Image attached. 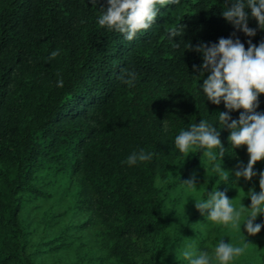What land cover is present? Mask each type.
Segmentation results:
<instances>
[{
    "label": "trees",
    "instance_id": "16d2710c",
    "mask_svg": "<svg viewBox=\"0 0 264 264\" xmlns=\"http://www.w3.org/2000/svg\"><path fill=\"white\" fill-rule=\"evenodd\" d=\"M231 2L179 0L128 41L98 24L107 0H0V264H41L63 253H73L68 264H172L171 192L189 188L184 183L207 160L213 177L204 200L216 190L232 198L231 185L216 186L215 169L235 175L248 153L228 142L219 114L231 123L243 110L207 100L202 85L210 73L201 72L203 55L195 51L221 38L238 39L245 50L249 41L264 42L250 10L252 37L223 18ZM173 29L180 35L170 39ZM53 51L59 54L50 59ZM129 72L131 87L123 83ZM256 111L264 114V95ZM201 120L219 131L223 158L218 148L211 161L203 149L182 154L175 147L180 132ZM141 150L152 159L129 166L127 158ZM48 178L73 190L72 209L84 220L72 228L92 242L83 255L68 227L45 250L26 230L23 213L47 199ZM255 224L264 225V214Z\"/></svg>",
    "mask_w": 264,
    "mask_h": 264
},
{
    "label": "clouds",
    "instance_id": "9594fccd",
    "mask_svg": "<svg viewBox=\"0 0 264 264\" xmlns=\"http://www.w3.org/2000/svg\"><path fill=\"white\" fill-rule=\"evenodd\" d=\"M90 3L95 6L97 0H90ZM178 3L179 0H107L108 7L103 10L98 24L132 41L137 33L149 29L155 22L159 8ZM248 10L259 27L264 29V0H234L231 6L222 12V16L236 29L252 37L255 31L247 26ZM179 35L180 32L176 29L169 32L170 39ZM195 51L203 55L201 72L210 73L202 85V92L207 100L214 105H219L223 100L229 111L243 110L238 121L231 120L229 123L230 116L227 113H220L219 122L223 128L227 127L230 130L228 142L233 148L243 146L247 148L249 156L247 167L236 171V178L251 180L255 175L254 166L264 160V114L256 111L258 98L264 95V42L254 46L249 41V47L245 50L238 39L233 42L232 39L221 38L218 44L210 47L197 46ZM58 54V51H53L50 59ZM134 82L135 73L129 72L123 83L131 87ZM57 86L61 88L64 86L62 78L58 80ZM219 135L214 126L201 120L199 125L193 124L189 130L180 132L175 138V147L182 154H188L190 149H203L205 157L216 161L217 153L214 150L219 149L221 158L224 157L225 151ZM152 155L143 150L133 152L126 163L134 166L138 162L151 160ZM215 171L220 174L222 180H229V173L223 168L217 166ZM184 184L195 187L194 179ZM259 188L258 194L254 191L248 194L251 206L244 225L250 236H255L264 227L254 223L259 215L264 214V172L260 173ZM231 201L224 192L216 190L209 194L206 201H195V207L201 215L207 212V217L213 224L239 227L242 212L238 211ZM241 207L245 208L243 205ZM248 246L246 242L243 246H234L231 242L226 244L222 240L212 255L208 252H200L197 255L194 244L188 245L181 255L189 264H231L235 258L245 253Z\"/></svg>",
    "mask_w": 264,
    "mask_h": 264
},
{
    "label": "rangeland",
    "instance_id": "374dc122",
    "mask_svg": "<svg viewBox=\"0 0 264 264\" xmlns=\"http://www.w3.org/2000/svg\"><path fill=\"white\" fill-rule=\"evenodd\" d=\"M188 157L186 156L184 161ZM248 161L249 156L244 160L240 170L247 167ZM253 171L255 175L251 180H245L243 177L238 179L232 171H227L229 173L228 181L222 180L219 173L217 176L216 186L231 185L233 189V196L230 200H232L233 206L242 212L239 227L213 224L208 219L207 212L201 215L195 207V201H206L203 198L204 183L208 178L213 177L207 160L200 164L195 173L193 178L195 187L171 192L165 209L166 237L172 264H189V261L181 255L188 245H195L197 255L200 252H208L209 255H212L215 247L222 240L226 244L231 242L234 246H243L244 242L249 244L245 253L235 258L231 264H264V236L260 233L250 236L246 231V225H244L251 206L248 194L251 191L259 193L260 173L264 172V167L260 162H257ZM42 182L44 183L42 189L48 194L47 199L43 203H39L38 210L29 207V210L23 213L22 218L27 232L31 234L33 244L45 250L54 244L52 240L66 227L70 228L69 232L73 234L75 231L72 228L73 225H79L84 217L72 209L73 190L66 185L65 181L56 182L48 178ZM241 205L245 208H242ZM74 233L78 240L75 243L76 251L83 255L92 245L91 238L84 233L76 231ZM67 234L69 233L67 232ZM72 259H74L73 253H63L56 259L39 262L41 264H68L67 262Z\"/></svg>",
    "mask_w": 264,
    "mask_h": 264
}]
</instances>
